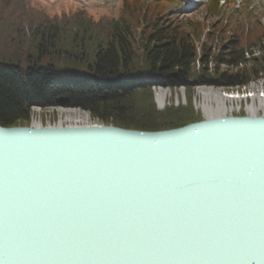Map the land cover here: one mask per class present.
<instances>
[{"label": "water", "instance_id": "water-1", "mask_svg": "<svg viewBox=\"0 0 264 264\" xmlns=\"http://www.w3.org/2000/svg\"><path fill=\"white\" fill-rule=\"evenodd\" d=\"M0 264H264V117L0 126Z\"/></svg>", "mask_w": 264, "mask_h": 264}, {"label": "trees", "instance_id": "trees-1", "mask_svg": "<svg viewBox=\"0 0 264 264\" xmlns=\"http://www.w3.org/2000/svg\"><path fill=\"white\" fill-rule=\"evenodd\" d=\"M0 4L6 7L8 1L0 0ZM120 6L116 19L97 21L85 16L84 10L59 18L22 14L29 20H18L27 23L32 38L37 39V57L29 56L25 68L0 61L1 127L28 124L33 108H68L89 113L91 119L103 124L113 122L119 128L167 131L183 127L175 122L184 115L157 113L152 94L155 88L192 92L199 86H210L232 90L264 80V24L262 28L255 26L252 34L247 28L243 31L245 36L242 31H233L219 37L221 47L213 51L201 42L210 40L211 33H222V29L214 31V24L213 30L202 29L205 26L201 22L198 24L202 27H193L190 22L175 25L167 19L166 10L158 12L159 6H149L144 0H124ZM63 34L80 44H93L94 64L86 72L66 68L68 74H62L53 64L42 62L44 54L55 50ZM138 42L145 64L135 68L134 46ZM139 95L145 96L142 105H147L142 113L150 117L149 123L157 125L127 122L133 115L132 101ZM188 102L192 104L190 97Z\"/></svg>", "mask_w": 264, "mask_h": 264}, {"label": "rangeland", "instance_id": "rangeland-1", "mask_svg": "<svg viewBox=\"0 0 264 264\" xmlns=\"http://www.w3.org/2000/svg\"><path fill=\"white\" fill-rule=\"evenodd\" d=\"M8 4L3 7L4 10H0V61L4 60L6 63L20 64L23 68L27 67V58L29 56L37 57L34 46L37 43V39L32 38V30L30 26L23 22L28 21L22 14L26 13H41L48 18H59L61 15L69 16L72 13L78 11H85L87 17L93 20H100L102 18L116 19L119 12V7L124 0H7ZM147 5L159 6L161 11H165L167 19H170L175 25L188 24L193 27L199 25L198 22L204 24L202 29L213 30L211 25L214 26V31H220L219 35L212 34L210 40L204 39L201 43L209 46L213 51H217L220 46V41L226 35L232 34L236 31H242V36H245L244 30L247 28L249 32L254 29L255 26L263 27L264 24V0H144ZM23 5V8L20 5ZM158 10V9H157ZM23 17V21H19V18ZM29 17V16H28ZM27 17V18H28ZM20 22V23H19ZM28 25V26H27ZM189 25V26H190ZM15 27V28H14ZM264 29V27H263ZM131 34L135 33V29H131ZM234 31V32H233ZM236 34V33H235ZM252 34V32L250 33ZM252 36V35H251ZM212 38V40H211ZM252 38V37H251ZM36 41V42H35ZM55 45V50H51L44 54L42 62L44 64H53L57 67V70L62 74H68L66 68L80 69L86 72L88 66H93V53L94 48L92 43L72 40L65 34ZM200 43V44H201ZM38 44V43H37ZM135 58L133 64L135 68L142 67L145 61L142 59V45L138 42L134 46ZM255 83H264V80L255 81L247 88L243 89H217L214 87H201L192 90V92L185 91L184 89H176L175 91L165 89L171 96L165 103L166 106H160L156 101V91L161 88H155L152 91L153 104L155 105V111L157 113H170L176 112L182 114L184 117L178 119L179 122H175L176 125L181 124L184 126L190 123L200 122L205 118L201 112V97L198 96V89L213 88L215 90L224 91L227 94H234L238 97L239 102H233L227 104V112L232 113V117H244L246 115L245 108L251 104L249 101L250 87ZM164 90V89H162ZM164 90V91H165ZM145 96L139 95L136 101H132L131 106L133 115H130L127 122H135L141 124L155 125L149 123L150 117L146 113H142ZM191 98V103L188 102V98ZM148 108V107H147ZM63 108L54 109H33L31 120L34 117L36 120L42 122L44 126L48 123L55 125L58 120V112ZM181 110V111H179ZM138 112V113H137ZM262 114V113H260ZM230 115V113H229ZM28 124H22V127H31V121ZM96 123H100L107 127H117L116 124L110 122L103 124L100 121L94 120ZM146 124V125H147ZM157 125V124H156ZM123 128V127H122ZM120 128V129H122ZM180 128V127H179ZM126 130H136L123 128ZM169 130V129H168ZM139 131V130H136ZM143 132V131H141Z\"/></svg>", "mask_w": 264, "mask_h": 264}, {"label": "bare ground", "instance_id": "bare-ground-1", "mask_svg": "<svg viewBox=\"0 0 264 264\" xmlns=\"http://www.w3.org/2000/svg\"><path fill=\"white\" fill-rule=\"evenodd\" d=\"M198 96L201 97V112L204 114V119H211V118H222V117H232L231 112H227V104H232L233 102L238 103L239 99L236 95L227 94L224 91L215 90L213 88L204 89L200 88L198 89ZM248 99L251 101V104H249L245 108L246 115L245 117L249 118H255V117H264V83H255L250 87ZM171 96L170 93H168L166 90L159 89L156 91V101L157 103L164 107L166 106V102L168 98ZM36 109V108H33ZM32 109V110H33ZM33 112V111H32ZM230 113V115H229ZM262 113V114H260ZM32 116V115H31ZM31 120V119H30ZM58 122L55 123V125H52V123H48L47 126H44L41 121L36 120L34 117L32 118V126L26 127L31 129H44V128H60V129H66V128H89L94 126H100V123H96L91 119L89 113H85L82 110H74V109H61L58 112ZM14 128H20V127H14ZM165 237V236H164ZM53 238H56V235L50 236L49 240L43 238V240H46L47 242L53 240ZM162 238V241H166L165 238ZM153 241V240H152ZM62 245L67 246L68 243L64 244L65 242L62 241ZM151 243V241H150ZM167 245V241H166ZM61 243L59 246L60 247ZM92 247L89 249V251H93ZM98 250V249H96ZM192 252V251H191Z\"/></svg>", "mask_w": 264, "mask_h": 264}]
</instances>
